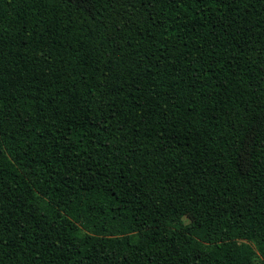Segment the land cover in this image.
Instances as JSON below:
<instances>
[{"label": "trees", "instance_id": "trees-1", "mask_svg": "<svg viewBox=\"0 0 264 264\" xmlns=\"http://www.w3.org/2000/svg\"><path fill=\"white\" fill-rule=\"evenodd\" d=\"M0 264H264V0H0Z\"/></svg>", "mask_w": 264, "mask_h": 264}]
</instances>
